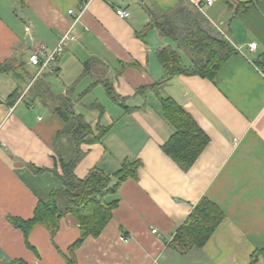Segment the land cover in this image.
I'll use <instances>...</instances> for the list:
<instances>
[{"label":"crops","instance_id":"0c3cea01","mask_svg":"<svg viewBox=\"0 0 264 264\" xmlns=\"http://www.w3.org/2000/svg\"><path fill=\"white\" fill-rule=\"evenodd\" d=\"M189 1L237 50L214 80L166 78L161 50L195 68L187 52L152 25L179 0H0V64L15 66L0 73V264H67L69 248L82 236L73 216L55 235L36 225L29 235L35 250L12 220L33 218L38 204L63 188L54 171L61 173L59 151L67 158L74 153V122L59 109L70 100L86 118L84 108L99 105L92 93L99 87L106 111L100 123L110 131L81 146L85 156L76 175L85 178L95 167L114 174L126 160L141 165L137 178L108 198L117 201L113 218L99 237L84 240L78 264H250L252 254L264 249V74L255 63L264 54V0ZM119 8L131 17H118ZM69 30L76 40L66 43L55 63L42 71L30 64L41 50L45 60ZM251 43L257 48L251 50ZM105 83L130 112L109 99ZM158 84L159 93L152 89ZM144 87L152 89L145 96L138 93ZM161 97L172 98L208 137L188 171L162 148L175 130ZM204 197L225 219L202 252L183 256L172 246L174 237Z\"/></svg>","mask_w":264,"mask_h":264},{"label":"trees","instance_id":"16d2710c","mask_svg":"<svg viewBox=\"0 0 264 264\" xmlns=\"http://www.w3.org/2000/svg\"><path fill=\"white\" fill-rule=\"evenodd\" d=\"M25 1L21 0L22 4ZM153 21L155 23L152 25L162 35L172 38L195 64L194 69H186L178 54L169 49L161 50L159 59L166 68V78L181 74L199 75L214 80L230 57L237 53L223 33L216 30L208 18L189 0H179L175 10L165 15L163 19ZM255 63L264 74V54L258 57ZM89 65L88 63L87 66ZM14 70L15 66L11 62L0 64V73ZM161 85L158 84L152 89L159 93ZM105 87L114 103L125 112L131 111L125 104V99L119 96L109 83H105ZM152 89L144 87L139 89L138 93L145 96ZM18 97L16 91L11 96L10 103L14 105ZM161 102L164 117L175 130L162 148L184 171H188L208 145V137L172 98L161 97ZM59 113L66 122H74L70 133L74 153L67 158L59 151L61 173L54 171L62 181L63 188L52 192L48 202H40L33 218L29 220L15 218L12 221L16 228L23 231L30 249L35 250L29 244V235L36 225L45 226L52 235H55L61 221L73 216L80 226L82 236L69 248L66 259L67 264H78L76 251L84 240L90 236L99 237L113 218L117 201H110L108 198L115 195L128 178H137V170L141 163L126 160L121 169L114 174H108L95 167L85 178H79L76 175V168L85 156L81 146L100 142L110 131V127L101 125L100 121L96 124L86 123L82 115L75 113L70 100L59 109ZM224 219L223 211L214 202L206 197L202 198L178 229L172 246L183 256L192 251L202 252ZM261 257H264V249H257L251 256L250 264H257Z\"/></svg>","mask_w":264,"mask_h":264},{"label":"built area","instance_id":"2783aa9c","mask_svg":"<svg viewBox=\"0 0 264 264\" xmlns=\"http://www.w3.org/2000/svg\"><path fill=\"white\" fill-rule=\"evenodd\" d=\"M204 3L206 5L210 6L213 4V0H204ZM84 6H86V5H84ZM69 14H73V11H70ZM116 14L118 17H120L122 19H129L131 17L130 11H128L126 9L119 8L116 10ZM75 40H76V38L72 35L71 30H69L68 32H66L62 36L58 46L49 55H47L45 60H42L40 58V55L42 54V52H44V50H41L40 52H36L34 55L31 56L30 64L33 66L40 67L41 71L49 68V66H51V64L55 63L57 61V59L64 53L66 43L69 41H75ZM250 48H251V50L256 49L257 44L251 43ZM40 74H41V72L38 73L37 76H40ZM153 232L156 233V230H153ZM125 241L129 242V238H125Z\"/></svg>","mask_w":264,"mask_h":264},{"label":"rangeland","instance_id":"374dc122","mask_svg":"<svg viewBox=\"0 0 264 264\" xmlns=\"http://www.w3.org/2000/svg\"><path fill=\"white\" fill-rule=\"evenodd\" d=\"M104 89L103 88H95L93 91H92V93L94 92V94H95V96L96 97H100V100H99V105H92V106H90L89 108H84L85 109V116H86V118H84V120H85V122L86 123H88V122H90V121H93L94 119H96L95 121L96 122H98V121H100L101 120V117L106 113V111L103 109L104 107H105V104H104V102H102V99H101V97L103 96V94H102V91H103ZM107 93V92H106ZM107 96H108V94H107ZM110 99V98H109ZM111 101V100H110ZM102 107V109H101V107ZM118 108H120L121 109V107H119V106H117ZM108 109H109V107H107ZM80 109V108H79ZM92 111H95V112H97L96 114H98V116H97V118H95L93 115L95 114V112H94V114H91L92 113ZM72 149H73V147H72ZM74 151V150H73Z\"/></svg>","mask_w":264,"mask_h":264}]
</instances>
